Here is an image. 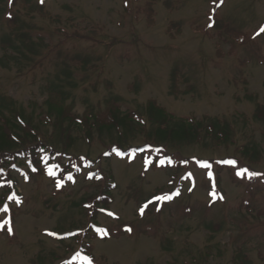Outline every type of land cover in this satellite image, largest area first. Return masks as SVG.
<instances>
[{
    "label": "rangeland",
    "instance_id": "1",
    "mask_svg": "<svg viewBox=\"0 0 264 264\" xmlns=\"http://www.w3.org/2000/svg\"><path fill=\"white\" fill-rule=\"evenodd\" d=\"M38 1L19 0L27 10L0 0V95L57 150L68 145L66 160L81 170L58 190L45 176H23L19 164L21 203L0 211V223L10 221L0 227V264H89L83 257L91 264H233L239 253L243 263L236 264H264V0H224L217 13L215 0H154L153 23L144 13L149 0H46L44 14ZM236 32L253 39L240 43ZM175 70L179 89H188L178 96L171 92ZM50 91L66 94L78 114L116 98L124 113L146 119L152 138L149 100L178 123L224 119L230 135L221 145L203 130L198 142H160L167 148H157L161 157L151 163L150 153L107 157L118 141L146 146L147 133L62 132ZM244 166L261 175H236ZM109 177L113 203L92 220L83 203Z\"/></svg>",
    "mask_w": 264,
    "mask_h": 264
},
{
    "label": "trees",
    "instance_id": "2",
    "mask_svg": "<svg viewBox=\"0 0 264 264\" xmlns=\"http://www.w3.org/2000/svg\"><path fill=\"white\" fill-rule=\"evenodd\" d=\"M45 1L43 0L41 2L40 0L37 2L36 7L39 13L44 14L42 11L45 9ZM125 1L127 2L128 0ZM152 1L154 0H149L144 8V13L147 15L149 23H153L154 21L152 16L154 12L151 8ZM223 1L215 0L218 3V6H215L214 9L215 13L219 11ZM11 2L13 5L19 4L24 9L30 10L29 6L24 2H19V0H11ZM8 13L9 25L12 29L17 28L16 18L11 14L12 10ZM173 28L175 26H172L170 29L172 30ZM20 38L24 40L23 36H20ZM233 38L240 43L253 39L250 35H244L242 32H236ZM180 78L182 77L179 71L175 70L172 72L171 92L176 96L188 91V89L185 91L179 89L178 83ZM65 95L62 92L50 91L49 99L50 110L56 112L58 124L62 127V132H69L70 128L75 127L81 130L87 138H90L95 131L102 132L105 130H120L124 128L139 132L144 131L148 135L146 119L134 111L124 113L116 98L108 99L103 108L86 105L83 113L78 114L74 112V103H66ZM13 104L14 102L11 98L0 95V188L7 195L6 199L4 196L1 197L0 202L3 204L10 201L21 203L22 196L18 193L17 180L14 179V173L20 169L19 164L24 165L27 169L26 171L22 170L21 173L23 176L26 175L28 177L33 174L45 176L55 184L58 190H61L67 183L74 182L77 174H80L81 170L77 166H73V162L66 160L70 158L67 151L68 145L64 146L63 151L57 150L38 131L31 116L25 117L18 110L14 109ZM146 107V112L151 120L150 123L157 124L156 129L152 131L155 139L150 137L151 134L148 135L147 145L143 147H134L131 145L124 147L123 143L118 141L110 146L104 155L110 157L112 154L124 153L125 155L132 154L135 156L139 152L142 154L150 153L149 158H151L150 162H152L161 157V155H155L157 148H161L162 150L167 148L164 143L160 142H198L202 136L201 130H203L205 139L210 138L216 145H221L228 140L230 135L229 124L224 119L205 115L200 121L181 118L178 123L174 120V116L166 112L156 100H149ZM259 113L264 115V108ZM65 124H67V128L64 127ZM153 139L155 140V145L152 143L154 141ZM148 148L149 150H147ZM64 160L68 162L64 164ZM186 164V162H176L175 166L179 168L186 166ZM247 168L248 166H244V169ZM109 180L101 192L93 195L83 203V207L92 220L97 219L99 212L109 210L111 203H113L112 190L116 187V183L113 182L112 177H109ZM9 197L13 198L9 199ZM93 227L92 224L89 226L90 229ZM86 234L84 233L83 235ZM95 234H98L97 231H95ZM90 249L88 248L86 250L82 247L80 251L92 257ZM237 259L243 263V255L241 253L237 256L235 255L233 264H236Z\"/></svg>",
    "mask_w": 264,
    "mask_h": 264
},
{
    "label": "snow or ice",
    "instance_id": "3",
    "mask_svg": "<svg viewBox=\"0 0 264 264\" xmlns=\"http://www.w3.org/2000/svg\"><path fill=\"white\" fill-rule=\"evenodd\" d=\"M41 2H43V0H41ZM218 6V5H217ZM260 32H264V27H262L260 29ZM259 34V33H257ZM221 163H225V164H235L236 162L234 160H225V161H221ZM202 166L204 167H210V165H208L206 162H202ZM245 173H247L249 175V177L251 176H255V175H261L260 173H254V172H248L247 169H241L240 171H237L236 175L238 176H241V175H244ZM212 174L209 172V176H211ZM214 187V186H213ZM211 195L215 196L216 193L213 191V193H211ZM13 197H9V199H12ZM169 197H156L155 199H167ZM221 199L223 197H220ZM145 207H147V205H145ZM0 211H4V212H8L9 209H8V206L7 205H4L2 209H0ZM141 211V214H143V211H144V208L142 207L140 209ZM10 221L9 220H4L2 223H0V227H2L4 224H8ZM8 231H11V228L8 229ZM130 231V229H129ZM83 259L85 260H89V264H91V261L88 257H83Z\"/></svg>",
    "mask_w": 264,
    "mask_h": 264
}]
</instances>
